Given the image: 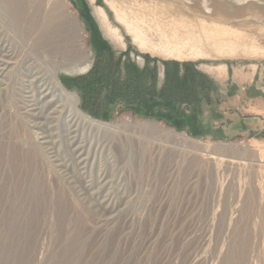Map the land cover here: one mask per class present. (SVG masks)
Listing matches in <instances>:
<instances>
[{
    "label": "rangeland",
    "instance_id": "374dc122",
    "mask_svg": "<svg viewBox=\"0 0 264 264\" xmlns=\"http://www.w3.org/2000/svg\"><path fill=\"white\" fill-rule=\"evenodd\" d=\"M52 1L82 38L66 30L39 45L0 12V65L15 63L0 71V264H264V0H238L232 23L204 16V0ZM204 24L227 33L231 54H152L157 30ZM81 44L90 63L69 72ZM53 72L82 113L119 129L89 130L49 104Z\"/></svg>",
    "mask_w": 264,
    "mask_h": 264
},
{
    "label": "bare ground",
    "instance_id": "6f19581e",
    "mask_svg": "<svg viewBox=\"0 0 264 264\" xmlns=\"http://www.w3.org/2000/svg\"><path fill=\"white\" fill-rule=\"evenodd\" d=\"M89 1L91 4L94 5L95 0H89ZM179 1L181 3L183 0H179ZM237 1L238 0H226L224 3H219L218 0H204V11L206 7L211 9L210 11L211 15L207 16V14L204 13V16L214 20H218V18L221 17L227 22L232 23L234 22V19H236V16L240 17L241 15H243L238 13L237 11V9H239L237 8ZM47 7L44 9L42 5L38 7L35 6V4L28 5L26 0H0V12L3 13L6 17H8L10 23L16 29L28 30L33 33L35 32L34 35L39 37V41H38L39 45L46 43L47 41H49L48 39H50L51 37L57 38L58 36H62L66 32V30L69 32H71V30H77L79 38H82L84 36L82 29L78 26V23L76 22L72 14L69 15L70 17L67 16L69 25L64 26L60 23L59 1L53 2L52 0H50ZM94 9H95L96 18L103 26H105L106 24L107 26H109L112 32L119 33V29L112 26L109 23L107 13L103 8L94 7ZM249 24L250 23L244 22V25L248 26ZM216 27L217 26L215 25H211L208 27L207 25L204 24L201 27L204 30V33L192 32V29H189L187 26L178 30L173 29L171 31L157 30L156 37L160 42L159 44L160 47L151 49V51H153L152 54L162 55L165 56L166 58L175 59V60H181V59L197 60L198 58L209 59L211 58V56H214V58L212 59L223 58L224 56L231 54L226 52V50L228 49L227 47L228 42L226 40L227 33L216 30ZM119 39L122 41L123 39L122 36H119ZM135 40L139 43L140 46H144L145 42L147 41V37L141 32H136ZM79 47H80V52H79L80 60L78 59L79 60L78 62H75L76 60L74 59L75 57L73 56V54H70L69 56V53H67L69 56L68 62L70 65H72L70 66V69H68L69 72L75 70L79 71L81 69L85 70L90 63L86 58L87 55L86 52L84 51L82 44ZM10 53L12 54V52ZM12 58L13 57L11 56V60L9 59L8 61H4V60L1 61L2 64L0 66L4 68L0 69V71L2 72L3 75L6 74L5 72L8 70V68H10V66L11 67L15 66V63H13ZM11 71L12 69L9 70L7 74ZM56 73L57 72L52 73L51 83L50 81L46 83V80H44V85L41 87V89L43 90L42 94L44 96L47 97L52 95V99H50V101L48 102L49 104L61 103L60 107L61 108L64 107L63 110L67 109L65 107L68 106L74 112L78 121H80V123L82 122L83 125L86 126L89 130H97V132L101 131L104 134H111L114 132L115 129H119L118 127L113 126L111 124L98 122L88 117L84 113H82L79 109L78 96L75 93H68L67 92L68 90L66 91V89L60 83V80L58 79ZM211 73H213L214 76H218V73L220 75L227 74L226 65L223 67L222 66L213 67L211 69ZM46 92L49 94H46ZM34 106L35 105H31L30 107L34 108ZM35 110L36 108L30 111H35ZM33 128H36V126H32V129ZM70 134L72 133L70 132ZM38 136L41 137L40 134ZM180 136L185 141L191 142L195 146H198L200 144V142L192 138H189L185 135H180ZM39 137L37 139L44 140L43 137L41 138ZM45 143L46 142L43 141V143L40 144L43 146Z\"/></svg>",
    "mask_w": 264,
    "mask_h": 264
},
{
    "label": "trees",
    "instance_id": "16d2710c",
    "mask_svg": "<svg viewBox=\"0 0 264 264\" xmlns=\"http://www.w3.org/2000/svg\"><path fill=\"white\" fill-rule=\"evenodd\" d=\"M109 68H110V70H111V67H110V65H109ZM102 69H103V67L100 65V69L98 70L97 68H96V70H95V68L93 69L94 70V72L96 71V75H97V73H99L100 71L102 72ZM98 70V71H97ZM102 78H103V75H98V76H96V78L93 80V81H96L95 83L96 84H103V82H102ZM142 80V79H141ZM112 83V82H111ZM142 83H144V81H142ZM144 85V84H143ZM84 94H86L85 92H84ZM163 95V94H162ZM261 96V95H260ZM164 98H166V101H168V102H171V103H173L176 99H175V97H174V95H169L168 97H166L165 95H164ZM103 110H105V109H103ZM177 121L178 122H180L181 123V119H180V117H177ZM174 125L175 126H180V125H177V124H175L174 123Z\"/></svg>",
    "mask_w": 264,
    "mask_h": 264
},
{
    "label": "crops",
    "instance_id": "0c3cea01",
    "mask_svg": "<svg viewBox=\"0 0 264 264\" xmlns=\"http://www.w3.org/2000/svg\"><path fill=\"white\" fill-rule=\"evenodd\" d=\"M258 83H259V82H258ZM246 86H247V85H246ZM263 86H264V84H263L262 86H260V88H263V89H264V87H263ZM260 88H259V89H260ZM259 91H260V90H259ZM262 91L264 92V90H262ZM242 95H244V94L242 93ZM261 97H262V96H261ZM248 99H249V98H247V101H251V100H248ZM255 100H256V101H258V100H260V101H261V100H262V98H258V99H252V101H255Z\"/></svg>",
    "mask_w": 264,
    "mask_h": 264
}]
</instances>
